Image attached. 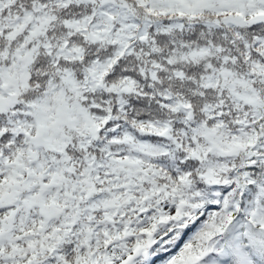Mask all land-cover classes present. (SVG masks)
I'll return each mask as SVG.
<instances>
[{
  "label": "snow or ice",
  "instance_id": "6c2138e0",
  "mask_svg": "<svg viewBox=\"0 0 264 264\" xmlns=\"http://www.w3.org/2000/svg\"><path fill=\"white\" fill-rule=\"evenodd\" d=\"M0 264H264V0H0Z\"/></svg>",
  "mask_w": 264,
  "mask_h": 264
}]
</instances>
